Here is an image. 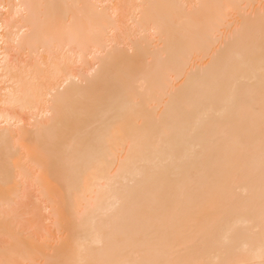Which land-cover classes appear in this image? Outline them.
Here are the masks:
<instances>
[{"label":"bare ground","instance_id":"1","mask_svg":"<svg viewBox=\"0 0 264 264\" xmlns=\"http://www.w3.org/2000/svg\"><path fill=\"white\" fill-rule=\"evenodd\" d=\"M0 264H264V0H0Z\"/></svg>","mask_w":264,"mask_h":264}]
</instances>
